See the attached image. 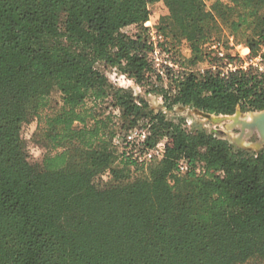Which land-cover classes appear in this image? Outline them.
I'll return each mask as SVG.
<instances>
[{"label": "trees", "instance_id": "obj_1", "mask_svg": "<svg viewBox=\"0 0 264 264\" xmlns=\"http://www.w3.org/2000/svg\"><path fill=\"white\" fill-rule=\"evenodd\" d=\"M155 1L0 0V264L264 263V148L189 131L158 112L151 119L166 139L164 157L148 176L113 180L109 138L134 126L149 104L109 83L97 63L152 82V43L122 29L147 22ZM163 1L195 57L225 26L262 63L182 72L174 96L159 90L167 106L262 111L264 0ZM55 87L62 102L53 111ZM108 100L121 113L117 131L110 116L95 113ZM31 120L45 139L39 163L21 139ZM181 160L189 165L182 174Z\"/></svg>", "mask_w": 264, "mask_h": 264}, {"label": "rangeland", "instance_id": "obj_2", "mask_svg": "<svg viewBox=\"0 0 264 264\" xmlns=\"http://www.w3.org/2000/svg\"><path fill=\"white\" fill-rule=\"evenodd\" d=\"M149 10L150 17L147 22L127 26L122 29V32L132 37L137 35L146 36L152 43V50L149 53L150 60L155 68L152 74V82L145 80L138 83L117 67L107 66L103 62L97 63V67L106 74L109 83L127 89L133 93L136 99L144 98L149 104V107L145 109L146 115L140 117L134 126L127 131H119L109 138V149L114 153L113 162L111 163V167L115 171L113 180L118 178L122 184H128L136 177L148 176L151 165L162 159L157 158L146 163H138L127 154L130 147L122 139L132 129L145 130L147 132L145 148L156 146L165 139V137L155 134L158 130L157 119H151V116L158 112H161L166 120L180 123L183 128L189 131H207L228 137L236 146L248 151H259L264 148V142H262L258 131L247 129L249 132L245 136L242 135V122L250 121L252 116L258 114L260 110L242 111L238 108L234 114L217 115L181 104L168 107L163 94L159 91L163 88L169 96H174L178 90L179 75L182 72L203 73L212 70L226 74L238 68L246 69L250 65L262 68L261 56H253L250 48L243 42L241 37L231 33L225 26H219L213 29L209 39L200 44L203 53L195 57L192 43L186 40L178 28L173 25L169 16V8L165 2L163 0L151 2ZM261 51H264V45L261 46ZM152 89L154 91H151ZM61 102V93L55 87L50 95V110L60 109ZM149 111H152V114H149ZM95 113L100 118L110 116L112 120L109 122L110 129L117 131V126L122 121L121 113L119 108L115 107L110 100L97 105ZM21 139L29 160L39 163L46 148L43 146L45 139L39 134L35 120L23 125ZM127 157L130 158L132 163L125 164L121 162L122 159ZM182 173L180 172V174ZM109 176L111 177L106 173L103 175V179L107 180L110 178ZM97 183L101 184L100 182ZM249 264L264 263L254 260Z\"/></svg>", "mask_w": 264, "mask_h": 264}, {"label": "built area", "instance_id": "obj_3", "mask_svg": "<svg viewBox=\"0 0 264 264\" xmlns=\"http://www.w3.org/2000/svg\"><path fill=\"white\" fill-rule=\"evenodd\" d=\"M129 145L130 149L127 154L138 163H146L155 159H161L166 152V139L160 141L156 146L146 147L147 132L145 130L132 129L122 138ZM134 146V147H133ZM189 169V165L185 160L179 163V172H185Z\"/></svg>", "mask_w": 264, "mask_h": 264}, {"label": "bare ground", "instance_id": "obj_4", "mask_svg": "<svg viewBox=\"0 0 264 264\" xmlns=\"http://www.w3.org/2000/svg\"><path fill=\"white\" fill-rule=\"evenodd\" d=\"M242 125V135L244 134L245 136V134L249 132L247 129H249L250 131H258L262 138V142H264V110L259 111L258 114L252 116L250 121L242 122Z\"/></svg>", "mask_w": 264, "mask_h": 264}, {"label": "water", "instance_id": "obj_5", "mask_svg": "<svg viewBox=\"0 0 264 264\" xmlns=\"http://www.w3.org/2000/svg\"><path fill=\"white\" fill-rule=\"evenodd\" d=\"M264 110V109H263ZM239 121V120H238Z\"/></svg>", "mask_w": 264, "mask_h": 264}, {"label": "crops", "instance_id": "obj_6", "mask_svg": "<svg viewBox=\"0 0 264 264\" xmlns=\"http://www.w3.org/2000/svg\"><path fill=\"white\" fill-rule=\"evenodd\" d=\"M37 123V122H36Z\"/></svg>", "mask_w": 264, "mask_h": 264}]
</instances>
